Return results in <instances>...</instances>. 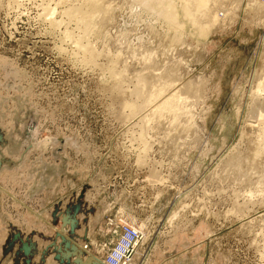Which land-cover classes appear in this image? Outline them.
Instances as JSON below:
<instances>
[{"label":"rangeland","instance_id":"374dc122","mask_svg":"<svg viewBox=\"0 0 264 264\" xmlns=\"http://www.w3.org/2000/svg\"><path fill=\"white\" fill-rule=\"evenodd\" d=\"M260 2L0 0V264H264Z\"/></svg>","mask_w":264,"mask_h":264},{"label":"bare ground","instance_id":"6f19581e","mask_svg":"<svg viewBox=\"0 0 264 264\" xmlns=\"http://www.w3.org/2000/svg\"><path fill=\"white\" fill-rule=\"evenodd\" d=\"M90 1H92V0H89V4H90ZM255 1H256V0H255ZM93 2H94V1H93ZM251 4H252V3H251ZM90 5H91V4H90ZM95 5H96V4H94V6H95ZM232 5H233V4H232ZM253 5H257V4H256L255 2H253V4H252L251 6H253ZM258 5H259V7L264 8V1L260 2ZM73 6H74V5H73ZM96 6H97V5H96ZM98 6H99V4H98ZM98 6H97V7H98ZM236 6L238 7V5H236ZM257 7H258V6H257ZM217 8H218V7H217ZM78 9H79V8H78ZM78 9H77V10H78ZM233 9H234V8H233ZM72 10H73V8H72ZM98 10H99V9H98ZM106 10H107V9H106ZM228 10L230 11V9H228ZM66 11H67V10H66ZM100 11H101V10H100ZM80 12H81V11H80ZM88 13H90V12H88ZM88 13H87V15H88ZM94 13H95V12H94ZM94 13H93V14H94ZM69 14H71V13H69ZM79 14H80V13H79ZM79 14H77V15H79ZM83 14H84V13H83ZM90 14H91V13H90ZM98 14H99V13H98ZM71 15H72V14H71ZM71 15H70V17H72V16L74 17L75 14L72 15V16H71ZM94 15H95V14H94ZM91 16H92V15H91ZM95 16H96V15H95ZM70 17H69V18H70ZM76 17H77V16H76ZM84 17H85V16H84ZM82 18H83V17H82ZM88 18H89V16H88ZM91 18H92V20H94L93 17H91ZM72 19H73V18H72ZM86 19H87V17H86ZM78 20H79V19H78ZM82 20H83V19H82ZM82 20H80V21H82ZM92 20H90V21H92ZM94 22H95V21H94ZM82 23H83V22H82ZM87 24H88V23H87ZM82 25H83V24H82ZM89 25H90V23H89ZM80 26H81V23H80ZM85 26H86V25H85ZM84 28H85V27H84ZM81 43H82V42H81ZM79 44H80V42H79ZM85 46H86V44H85ZM87 46H88V45H87ZM87 46H86V47H87ZM78 48H80V47H78ZM84 49H85L86 52H87V53H85V54H88V51H89L90 48H89V49H88V48H87V49L84 48ZM82 50H83V49H82ZM85 50H84V52H85ZM87 50H88V51H87ZM92 51H93V49H92ZM89 52L91 53V51H89ZM92 53H94V52H92ZM88 55H89V54H88ZM90 55H91V54H90ZM90 55H89V58H92L93 55H92L91 57H90ZM85 56H86V55H85ZM87 57H88V56H87ZM86 60H88V58H87ZM92 61H94V59H92ZM88 62L91 63V61H88ZM88 62H87V63H88ZM92 63H93V62H92ZM146 72H147V71H146ZM167 75H168V74H167ZM155 76H156V75H155ZM142 78H143V77H142ZM158 78H159V77H158ZM160 78L163 79V77H161V73H160ZM140 79H141V78H140ZM143 79H144V78H143ZM156 79H157V76H156ZM162 79H161V80L158 79V80H159V81H162ZM158 80H157L156 82H158V87H159V83H160V82H159ZM140 81H141V80H140ZM140 81H139V82H140ZM145 81H146V80H145ZM168 81L170 82V81H172V80H167V82H168ZM141 82H143V81H141ZM153 82H154V81H153ZM156 82H154V83H156ZM162 82H163V81H162ZM162 82H161V83H162ZM188 82H189V81H188ZM146 83H147V82H146ZM151 83H152V81H150V83H148L149 86L151 85ZM172 83H173V82H172ZM172 83H170V86H172V85H171ZM174 83H175V82H174ZM174 83H173V85H175ZM184 83H185V82H184ZM184 83H183V84H184ZM135 84H136V83H135ZM138 84H140V87L142 86L141 83H138ZM138 84H137V87L139 86ZM164 84H165V83H163V85H164ZM192 84L194 85V83H192ZM192 84H191V85H192ZM201 84H202V83H201ZM145 85H146V84H145ZM153 85H154V84H153ZM163 85H161V86H163ZM178 85H179V84H178ZM191 85H190V83H187V82H186V85H184V86H180V87L185 88V90H189V89L191 88ZM143 86H144V85H143ZM143 86H142V87H143ZM156 86H157V85H155V87H156ZM161 86H160V87H161ZM160 87H159V88H160ZM166 87H167V86H166ZM193 87H194V86H193ZM196 87H197V86H196ZM143 88H144V87H143ZM146 88H147V87L145 86V90H146ZM149 88H150V87H149ZM149 88H148V89H149ZM151 88H152V90H155V89L153 88V86H152ZM163 88H165V87L163 86ZM174 88H175V87H174ZM174 88H173V89H174ZM177 88H178V86H177ZM157 89H158V88H157ZM157 89H156V90H157ZM173 89H171V90H173ZM161 90L163 91V89H158L157 92H158V91L161 92ZM178 90H179V88H178ZM181 90H182V92H183V89H180L179 92H180ZM185 90H184V92H185ZM148 91H149V90H148ZM175 91H176V89H175ZM170 92H171V91H170ZM186 92H187V91H186ZM162 93H163V92H162ZM172 93H174V91H173ZM176 93H178V91L175 92V94H172V95L170 94L171 96H168V98L165 99L164 101H162L159 105L156 104V105H157L156 108L154 107V108H155L154 110H156L155 113H159V114H160V113H162V112L165 113L166 111H168L167 113L170 114L169 111H172V110L175 111V108H174V107H176L177 105L174 106L175 103H173V101L176 100V99H181V97H180L181 94H180V95H179V94L177 95ZM183 94H184V93H183ZM185 94H186V93H185ZM141 96H142V95H141ZM153 96H154V95H153ZM135 97H137L138 99L141 98L140 95H139V96H138V95H135ZM139 97H140V98H139ZM161 97H162V96H161ZM154 98H157V97L155 96ZM154 98L152 97V99H154ZM138 99H137V100H138ZM141 99H143V98H141ZM146 99H147V97H146ZM146 99L144 98L145 101H146ZM149 99H151V97H150ZM147 100H148V99H147ZM157 100H158V99H157ZM149 101H150V100H149ZM152 101H153V100H152ZM179 101H180V100H179ZM127 102H128V101H127ZM127 102H126L127 106H134V103H127ZM130 102H131V101H130ZM155 102H156V101H155ZM142 103H143V102H142ZM145 103H146V102H145ZM149 103H150V102H149ZM149 103H147V104L149 105ZM137 104H138V103H137ZM147 104H146V105H147ZM153 105H154V104H153ZM135 106H136V103H135ZM135 106H134V107H135ZM179 106H180V105H179ZM179 106H178V107H179ZM134 107H133V108H134ZM178 107H177V108H178ZM136 108H137V106H136ZM151 108H152V107H151ZM131 109H132V108H131ZM134 109H135V108H134ZM152 109H153V108H152ZM263 109H264V107H263ZM150 110H151V109H150ZM150 110H149V112H150ZM149 112L147 111V114H148ZM152 112H153V111H151V113H152ZM178 112H179V110H178ZM155 113H153V115H154ZM179 113H180V112H179ZM149 114H150V113H149ZM149 114H148V115H149ZM162 114H163V113H162ZM171 114H172V113H171ZM171 114H170V115H171ZM174 114H175V113H173V115H174ZM153 115H152V116H153ZM157 115H158V114H157ZM144 116H146V115H144ZM155 116H156V114H155ZM155 116H154V117H155ZM159 116H160V115H159ZM159 116H158V117H159ZM261 116H262V115H261ZM172 117H173V116H172ZM175 117H177L176 114H175ZM143 118H144V117H143ZM146 118H147V116H146ZM146 118H144V119H146ZM155 118H156V117H155ZM147 119H148V118H147ZM149 119H150V118H149ZM138 120H139V119H138ZM151 120H152V119H151ZM248 120H250V119H248ZM253 120H254V119H253ZM254 121H255V120H254ZM257 121H258V120H257ZM257 121H256V122H257ZM148 122H149V121H148ZM151 122H152V121H151ZM258 122H259V121H258ZM146 123H147V121H146ZM146 123H145V124H146ZM259 123H260V122H259ZM259 123L254 124V123L250 122V123H248V124H249V127H250V128L254 129V128H257V127L259 126V125H258ZM261 127H262V126H261Z\"/></svg>","mask_w":264,"mask_h":264},{"label":"built area","instance_id":"2783aa9c","mask_svg":"<svg viewBox=\"0 0 264 264\" xmlns=\"http://www.w3.org/2000/svg\"><path fill=\"white\" fill-rule=\"evenodd\" d=\"M137 238V229L124 226L119 242L107 256L105 264H123L128 259L129 253L136 245Z\"/></svg>","mask_w":264,"mask_h":264}]
</instances>
